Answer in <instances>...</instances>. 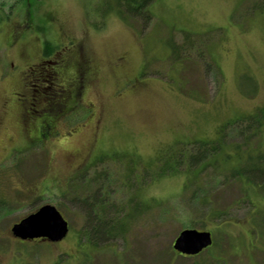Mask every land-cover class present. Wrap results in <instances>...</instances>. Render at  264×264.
Instances as JSON below:
<instances>
[{
  "label": "rangeland",
  "instance_id": "1",
  "mask_svg": "<svg viewBox=\"0 0 264 264\" xmlns=\"http://www.w3.org/2000/svg\"><path fill=\"white\" fill-rule=\"evenodd\" d=\"M117 5L0 0V264H264V180L243 184L225 154L195 167L169 158L264 106V0H152L145 25ZM60 56L69 93L49 116L29 71ZM249 131L226 132L223 150L264 152V127ZM99 197L100 217L126 223L122 233L88 234L80 208ZM44 204L66 219V236L14 237ZM185 228L211 232L212 245L174 252Z\"/></svg>",
  "mask_w": 264,
  "mask_h": 264
},
{
  "label": "trees",
  "instance_id": "2",
  "mask_svg": "<svg viewBox=\"0 0 264 264\" xmlns=\"http://www.w3.org/2000/svg\"><path fill=\"white\" fill-rule=\"evenodd\" d=\"M116 1L118 5L115 8V10H117L118 15L122 19L127 21L128 16H129L130 18L131 17L140 18L144 22V25L148 23L150 19V15H151L149 11V4L151 3L152 0H116ZM52 50L46 48L45 55L46 56L49 55L52 52ZM238 122L240 124V128L237 129V131L227 130V128H224L223 130L220 131L218 138L216 140L191 142L189 144H186L179 151V153H177V156H175L176 153L169 154L170 155L169 158L174 160L175 157H184L185 155L188 165L195 167L199 165L200 163H202L203 161H205L206 159L210 160L209 158H214L215 156L219 157L225 154L224 155L225 162H228V160H230L231 158L235 159V163L231 167L232 168L231 170H232V175L236 179L240 180L243 184L252 183V185L249 186L251 189H253V186H255V184L261 185L262 181L264 180V152H260V153L252 152L251 153V151H248L245 153V155L239 152V154L236 153V155L233 156L231 151L225 152L223 148L226 145L225 139L228 135V133L226 132H230L229 133L230 136H234V135L239 136V137L246 136L249 138L252 136V134L256 133V131L254 130L258 131L260 128L264 127V106L259 108L256 114L243 117ZM249 130H253L254 132L252 133V131L250 132ZM186 148H189V149L186 150ZM218 157L213 159L212 161L213 164L220 165L217 162ZM157 160L160 161L161 158L158 157ZM163 165L166 167H169L168 169H172V172H175V169H173L175 166H172L169 163V159H166V161L163 162ZM161 169H164V168H161ZM254 171L258 172V176H259L258 178H260L259 181H256L251 177L250 173ZM262 189H263V186L261 187V191ZM207 197H208V194L206 195L205 200H207ZM88 198L89 197H84L83 199H80V200L84 204ZM97 201L98 202L96 204H95L96 201L93 203L91 202L90 205L88 206L89 209L88 207L86 208L85 206L83 208H80L85 212L86 229L88 230V234L92 236L91 238L94 237V239H96V236L99 237L101 235V238L104 237L103 239H106V237H108V235L112 231L122 233L123 230L125 229L124 227L126 223L124 224V227L121 226L122 224L118 225V227L111 226L108 223V221L100 217L101 214L106 212L104 208V202H105L104 199H100L99 197ZM249 201H251L250 198H249ZM111 208L114 209L113 207Z\"/></svg>",
  "mask_w": 264,
  "mask_h": 264
},
{
  "label": "water",
  "instance_id": "3",
  "mask_svg": "<svg viewBox=\"0 0 264 264\" xmlns=\"http://www.w3.org/2000/svg\"><path fill=\"white\" fill-rule=\"evenodd\" d=\"M11 233L21 240L43 238L58 242L68 233V222L55 206L44 204L13 224ZM212 242L211 232L185 228L174 239L172 248L180 254L192 256L210 247Z\"/></svg>",
  "mask_w": 264,
  "mask_h": 264
},
{
  "label": "flooded vegetation",
  "instance_id": "4",
  "mask_svg": "<svg viewBox=\"0 0 264 264\" xmlns=\"http://www.w3.org/2000/svg\"><path fill=\"white\" fill-rule=\"evenodd\" d=\"M63 64H64V60L60 56L55 61H52V60L50 61L48 59H42L40 63H37L34 67L30 68L29 73L31 72L30 75L34 77V80H36V84L38 88H40L39 92L35 91V93L38 92L36 94L37 95L36 99H39L41 102L44 101L47 105L46 106L47 108L44 107V109L38 110V112H48L49 116H52V115H55V113L60 112L62 108L64 107V102L69 93V89H66L65 87H63L62 85L58 83L60 69L62 68ZM21 100L22 99H20V96H19L18 101L21 102ZM21 104L23 105V102H21ZM32 105L35 106L34 104H31V106ZM38 112L33 110V113H34L33 115L36 116L35 113H38ZM50 128L51 127L48 124V122L44 123L43 121L42 126H41L40 135L42 137L49 135L51 133ZM178 254L181 256H185V257L196 256V255H192V256L184 255L180 253Z\"/></svg>",
  "mask_w": 264,
  "mask_h": 264
}]
</instances>
